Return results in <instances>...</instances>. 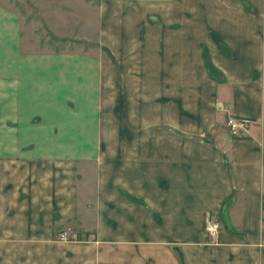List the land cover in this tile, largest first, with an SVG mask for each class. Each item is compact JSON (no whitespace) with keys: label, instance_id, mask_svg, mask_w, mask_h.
Segmentation results:
<instances>
[{"label":"crops","instance_id":"1","mask_svg":"<svg viewBox=\"0 0 264 264\" xmlns=\"http://www.w3.org/2000/svg\"><path fill=\"white\" fill-rule=\"evenodd\" d=\"M0 264H264V0H0Z\"/></svg>","mask_w":264,"mask_h":264},{"label":"built area","instance_id":"2","mask_svg":"<svg viewBox=\"0 0 264 264\" xmlns=\"http://www.w3.org/2000/svg\"><path fill=\"white\" fill-rule=\"evenodd\" d=\"M228 126L234 136L244 137L250 131L251 121L246 118L231 117ZM223 229V225L216 215H208L206 218V232L212 238H217ZM60 240H78V236L70 230H64L59 235Z\"/></svg>","mask_w":264,"mask_h":264},{"label":"rangeland","instance_id":"3","mask_svg":"<svg viewBox=\"0 0 264 264\" xmlns=\"http://www.w3.org/2000/svg\"><path fill=\"white\" fill-rule=\"evenodd\" d=\"M5 1L7 4H13L14 0H3ZM36 35H38L39 37H41L43 40H45L46 37L49 36V33L46 34V33H43L41 31H39ZM77 46H71V49L73 50L74 48H81V49H84V50H89V49H97L96 46H93V45H88V44H83V43H79V44H76ZM53 47H56L57 50H59L60 48L64 49L65 47H67L66 45H60V46H55L53 45Z\"/></svg>","mask_w":264,"mask_h":264}]
</instances>
